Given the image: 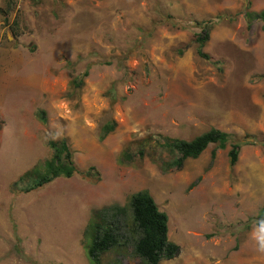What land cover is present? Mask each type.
<instances>
[{"label":"rangeland","instance_id":"rangeland-1","mask_svg":"<svg viewBox=\"0 0 264 264\" xmlns=\"http://www.w3.org/2000/svg\"><path fill=\"white\" fill-rule=\"evenodd\" d=\"M0 9L8 11L0 14V264H92L94 210L125 206L142 190L181 247L161 264H264V227L255 225L264 208V19L247 16L263 12L264 0H0ZM204 23L213 26L209 60L195 43ZM213 128L258 143L235 166L231 145H211L181 168L167 148L120 162L138 139L192 140ZM63 138L79 173L13 191L51 157L47 140ZM102 264L144 263L128 244Z\"/></svg>","mask_w":264,"mask_h":264},{"label":"trees","instance_id":"trees-1","mask_svg":"<svg viewBox=\"0 0 264 264\" xmlns=\"http://www.w3.org/2000/svg\"><path fill=\"white\" fill-rule=\"evenodd\" d=\"M8 11L0 9V14L6 15ZM247 16L251 19L258 17L264 19V11L261 13L249 12ZM212 27L208 23L203 24V30L195 38L198 55L206 60L210 59L204 51L210 39ZM14 33L15 29L11 27ZM89 71L76 76L71 82V89L79 91L84 85L85 78ZM37 117L44 124H48V117L45 110H39ZM115 124L109 126L103 135V139L115 130ZM164 142L155 140L152 137L138 139L121 153L120 162L130 164L135 161L134 153L143 160L150 157L151 151L167 148L176 155L174 165L183 167L189 159L199 158L211 145L217 149H226L231 145L229 152L230 164L235 166L240 158L243 147L257 144V138L251 135L238 140L234 135L218 129H211L192 140H185L165 136ZM47 146L51 150V157L37 164L31 171L22 175L14 184L13 191L32 192L40 189L59 178H72L79 173L75 162L74 151L68 139H48ZM135 150V152H134ZM216 151L213 152L215 158ZM27 181V182H26ZM169 218L162 212L153 196L148 190H142L133 194L127 205H111L93 212L92 220L87 228L89 239L87 254L92 264H102V256L123 245L130 244L135 256L139 257L144 264H161L163 261H171L181 253V247L169 240ZM255 225L264 227V208L256 218Z\"/></svg>","mask_w":264,"mask_h":264},{"label":"clouds","instance_id":"clouds-1","mask_svg":"<svg viewBox=\"0 0 264 264\" xmlns=\"http://www.w3.org/2000/svg\"><path fill=\"white\" fill-rule=\"evenodd\" d=\"M170 240V239H169Z\"/></svg>","mask_w":264,"mask_h":264}]
</instances>
